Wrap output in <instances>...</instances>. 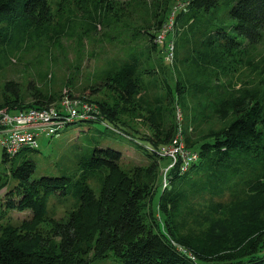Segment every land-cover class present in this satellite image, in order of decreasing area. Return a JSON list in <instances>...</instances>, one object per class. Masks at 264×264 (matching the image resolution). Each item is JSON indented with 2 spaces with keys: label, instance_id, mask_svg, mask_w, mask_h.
Masks as SVG:
<instances>
[{
  "label": "trees",
  "instance_id": "16d2710c",
  "mask_svg": "<svg viewBox=\"0 0 264 264\" xmlns=\"http://www.w3.org/2000/svg\"><path fill=\"white\" fill-rule=\"evenodd\" d=\"M113 1L100 3L108 6L107 10L89 17L82 31L83 34L91 33L97 24L112 27L105 35L107 39L119 35L120 42L126 36V57L110 61L98 73L96 87L89 90L93 93L104 88L113 90L120 100L145 109L155 135L150 137L136 132L131 126H124L118 118L123 110L105 101L93 100L102 115L99 120L83 122L103 123L141 145L151 159L145 167L146 176L156 166L154 159L165 158L158 154V148L172 139L177 127L168 123L169 114L162 109L164 104L172 102L170 85L154 78L152 87L165 89V92L155 93L150 98L148 86L142 93L136 79L140 72L149 76L159 73L162 58L155 59L154 55L158 46L156 32L169 22L172 14L173 34L169 31L166 36L175 38L173 53L196 51L198 61L205 64L191 75L188 73L186 80L177 81L175 86L180 96H193L191 118L196 122L194 130L198 128V131L193 140L186 135L184 144L188 150L195 151L198 158L184 173L179 171V159L166 170L169 179L165 185L159 183L154 187L141 178L139 171L144 167L134 166L133 171H125L120 162L121 151L97 144L95 136L84 137L86 151L90 152L80 161L83 171L82 177L77 179L70 175L35 178L33 159L26 158L20 164H14L13 159L19 152L9 157L2 147V161H11L9 176L16 182L19 196L15 197L8 189L1 205L6 211L30 210L31 216L19 224L0 225V264H92L94 258L108 252L125 264H207L211 255L203 254L173 234L175 218L194 213L196 209L191 207L190 200L196 195H215L223 189L232 191L243 185L252 190L262 182L264 186V89H251L241 77L234 75L226 77L219 86L215 85L216 80L223 78L221 69L212 64L211 59L199 58L213 39L229 36L233 43L238 44L242 39L244 48H253L245 59V65H250L251 52L264 39V0H184L179 11L168 4L169 0H127L123 8L118 6L120 0ZM137 8H143L145 17L131 14ZM48 11V0H0V41L7 45L1 53L2 63L7 62L10 54L30 48L33 43L28 39L34 32H45ZM228 20H232L231 26ZM67 27L72 30L73 24L65 20L50 36L52 43L58 44L57 38L67 31ZM167 37L163 49L166 53ZM80 38L82 44V35ZM41 51L46 55L49 52L47 47ZM185 56L181 57L186 60ZM41 75L48 81L52 76L46 70ZM234 82L241 83L240 87L234 89ZM17 84L12 80L4 84L5 90L15 98L11 103L21 101ZM227 88L230 92H226ZM27 89L33 98L30 107H48L64 95L77 97L70 94V89H64L60 95L50 88L43 91L31 81L27 82ZM150 104L154 107H149ZM19 107L20 110L29 106L20 104ZM203 122H209L212 127L208 125L202 129ZM215 123L219 126L213 127ZM94 131L102 133L97 129ZM257 166L261 169L262 179L256 185L249 184V180L243 178L249 168L256 169ZM85 176L100 179L98 193L87 184ZM57 192L70 194L75 209L66 219L45 227L49 218L48 201ZM209 207L214 213L223 209L221 203H211ZM255 231L258 232L254 239L248 241L250 254H255L264 242L262 227ZM178 246L191 251L196 261L190 260ZM91 249L93 257L89 256ZM226 257L229 256L219 255L215 260Z\"/></svg>",
  "mask_w": 264,
  "mask_h": 264
},
{
  "label": "rangeland",
  "instance_id": "374dc122",
  "mask_svg": "<svg viewBox=\"0 0 264 264\" xmlns=\"http://www.w3.org/2000/svg\"><path fill=\"white\" fill-rule=\"evenodd\" d=\"M120 0L118 6L123 8L124 2ZM106 0H48L49 11L47 14V22L45 23V32L36 31L29 41L33 45L28 49H22L20 52L10 54L7 62L2 63L4 58L1 53L7 45L0 41V110L19 111V105L23 104L30 108L32 101L31 93L27 89V82L31 81L41 90L46 91L48 88L58 92L59 95L64 89H70V94L81 97L84 101L96 103L93 100L105 101V103L113 107L121 108L123 112L118 116L119 120L124 122V126H131L136 132L146 134L152 137L155 130L151 122L148 120V113L145 109H140L133 103H127L118 98V95L110 89L104 88L93 93L89 88L96 87L97 75L107 66L110 61H118V58L126 57L127 38L124 37L120 42V36L113 39H107L105 33L112 31L110 26L97 24L96 29L91 33L83 34V25L89 17H93L101 10H107ZM111 2H114L111 0ZM172 4L176 11L183 8L184 0H169L168 4ZM127 5V4H126ZM136 12H131L134 17H145L143 8H137ZM120 14V13H119ZM172 16V14L170 15ZM122 18L126 19L124 15ZM67 20L73 24V29L67 31L61 37L57 38L58 44L52 43L50 36L54 34L60 25ZM232 20H228V25H232ZM117 29V28H116ZM155 29V28H153ZM169 28L171 34L173 30ZM168 30V29H167ZM167 30L162 33L168 35ZM113 28V34H114ZM228 32L233 34L231 28ZM159 32H156V35ZM170 34V35H171ZM82 35V44L81 38ZM165 35V37H167ZM167 39V45L173 44L175 38L171 36ZM215 38V37H214ZM51 40V41H50ZM164 40H158L157 50L155 51V59H160L161 67L156 75H147L140 72L136 79L141 92L148 89L147 94L152 98L155 93L161 95L158 87L153 88V79L159 78L160 81L170 85V94L173 99L170 104H164L162 109L166 111L168 123L173 126L180 125L184 131V139L189 135L193 140L197 135L198 128L194 130L193 119L191 118V110L193 106V96L182 95L175 89L177 81L186 80L188 73L190 75L201 69L200 66L205 64L198 61V53L190 50L189 52L176 53L174 51L171 58L166 57L164 52ZM161 41V42H160ZM169 41V42H168ZM162 43V45H161ZM45 47L49 52L47 55L41 51ZM253 49V48H252ZM244 48V41L240 39V43H233L229 36H219L213 39L208 50L201 53V57L211 59L212 64L221 69L220 73L223 77L215 81L218 86L226 80V77L239 76L248 86L256 87L260 90L264 89V39L258 43L251 52L253 59L250 65H245V59L252 50ZM189 50V49H187ZM186 54L184 60L181 56ZM2 57V58H1ZM40 59V61L38 60ZM47 71L52 74L45 79L41 74ZM17 81L18 98L21 101H14L11 92H7L4 84L7 81ZM158 81V80H157ZM50 83V85H49ZM234 89L240 87L241 83L234 82ZM220 89V88H219ZM222 92L224 90L220 89ZM165 92V89L162 93ZM226 92H230L227 88ZM88 99H87V98ZM13 100V101H12ZM167 101L168 99H164ZM10 103V104H9ZM53 104L58 105L59 101ZM24 107V108H25ZM149 107H154L150 104ZM25 108V109H28ZM20 109V110H25ZM147 109V108H146ZM179 114V116H178ZM210 125L209 122L202 123V129H206ZM219 126L213 124V127ZM201 128V127H200ZM4 127L0 126V139ZM95 129L102 133H95ZM115 130V129H114ZM113 129L107 128L103 123L91 122H69L65 127L60 129L57 135L40 133L37 141L38 146L35 150L30 148L22 149L13 159L14 164H20L24 159L31 158L36 163L33 177L60 176L70 175L72 178H81L82 167L81 159L90 151H86V139L84 137L95 136L101 146H109L121 151V164L125 171H133L134 166L144 167L140 169L141 178L149 182L150 185L158 187L159 183L164 185L169 179V174L165 173L171 167L172 162L169 158L154 159L156 166L151 169L150 175L146 176L145 167L149 165L151 159L145 154L143 147L133 140H130L123 134L115 132ZM183 139V141H184ZM179 142L182 146V137L179 136ZM11 161H2V146L0 144V225L7 223L19 224L22 220L30 218V210H5L1 203L5 202L8 189L12 190L13 195L18 197L16 193V182L9 176V165ZM167 165V166H166ZM166 166V167H165ZM264 178V177H263ZM87 184L92 187L95 193H98L100 179L96 177L85 176ZM84 179V180H85ZM244 180H249V184L256 185L261 179V169L249 168ZM5 183V185H2ZM263 183V182H262ZM259 184L257 188L248 190L243 186L236 187L232 191L223 189L218 194L203 193L196 195L190 204L193 205L194 213L190 216L181 215L175 218L174 235L180 237L195 247L203 254L210 256V262L207 264H264V242L259 245L258 251L248 253V241L254 239L258 231L257 227H262L264 232V186ZM209 200V201H208ZM208 201V202H207ZM204 202H207L204 204ZM211 203H221L220 212L214 213L209 206ZM214 205V204H213ZM74 199L70 194L61 195L57 192L51 196L48 201V215L45 227H49L50 223L66 219L73 210ZM201 215V216H200ZM254 232V233H253ZM93 247V243L91 244ZM93 249L89 251V256L93 257ZM219 255L229 256L224 260L215 258ZM92 264H125L117 259L112 252H108L101 257L94 258Z\"/></svg>",
  "mask_w": 264,
  "mask_h": 264
},
{
  "label": "built area",
  "instance_id": "2783aa9c",
  "mask_svg": "<svg viewBox=\"0 0 264 264\" xmlns=\"http://www.w3.org/2000/svg\"><path fill=\"white\" fill-rule=\"evenodd\" d=\"M172 27V16L169 17V22L165 24L156 35V42L165 38L162 33L169 31ZM173 42L172 40H169ZM168 41V42H169ZM161 42V41H160ZM168 44V43H167ZM167 58L173 55V45L170 48L167 45ZM179 116V114H178ZM102 115L96 103L87 102L80 97H70L64 95L59 104H51L48 107H30L19 111L0 110V126L4 127L0 139V144L5 153L12 157L22 149L33 148L38 146L37 138L40 133L57 135L66 123L86 120H99ZM182 128L177 125L176 131L172 139L162 144L158 148V154L165 156L172 162L171 167L180 161L179 171L184 173L188 170L191 163L197 160L198 155L195 151H190L184 144V134ZM179 136L182 137V146L179 142ZM165 185V181H164ZM178 249L184 253L190 260L196 261L195 255L182 246Z\"/></svg>",
  "mask_w": 264,
  "mask_h": 264
}]
</instances>
